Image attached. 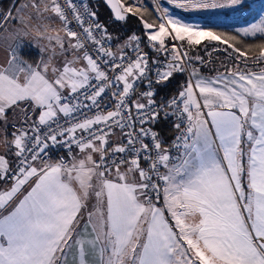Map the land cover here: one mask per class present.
I'll use <instances>...</instances> for the list:
<instances>
[{
  "label": "snow or ice",
  "instance_id": "1",
  "mask_svg": "<svg viewBox=\"0 0 264 264\" xmlns=\"http://www.w3.org/2000/svg\"><path fill=\"white\" fill-rule=\"evenodd\" d=\"M106 3L115 22L133 12ZM167 4L114 45L85 0H0V264H264V68L236 35L176 14L250 0ZM231 31L264 35V8ZM220 45L236 64L202 76L191 53Z\"/></svg>",
  "mask_w": 264,
  "mask_h": 264
},
{
  "label": "rangeland",
  "instance_id": "2",
  "mask_svg": "<svg viewBox=\"0 0 264 264\" xmlns=\"http://www.w3.org/2000/svg\"><path fill=\"white\" fill-rule=\"evenodd\" d=\"M119 1H121V0H119ZM132 1H134V0H132ZM147 1L148 2L139 1L140 3H133V4L131 3L129 5V6H133V12L129 13V14L132 16L133 15L138 16L141 19H144V21L141 20V22H137L133 18H128V19H126V22H115L110 17H107L106 19L103 20L104 24L108 25L107 31L110 34H112V36L114 38L113 40L115 43H119V41H117L115 39V37H119L120 41H121L124 38L130 36L131 34H135V31H133V30L136 28V26L142 27L143 22H149V23H154V24L159 23V21L157 20V16L160 15L161 13L157 12L155 10V0H147ZM160 3H161L162 8L168 7L170 9V11H172V7L167 4V0H160ZM250 3H251V9H252L250 12L249 11H242V12L228 13L227 17L230 14H233L234 17H236V16L238 17V19L234 20V21H226L227 17L225 15H219V16H208L205 14H199V15H201L202 17H205V19H208L207 21L211 25H219V27H223V28H226L225 26H227V28H230L231 26H233L232 28L243 27V26L249 25L250 23L254 22L256 19H258V13L260 12V10L262 8H264V0H250ZM122 4L126 7L128 6V5H126L127 3H124L123 1H122ZM139 4H141L145 8H141L140 7L141 5H139ZM137 7H139V11H136ZM151 14L153 17H151ZM176 14L177 15H184L187 20H191L193 18H196L195 13L185 14V13L180 12L179 10H176ZM198 22L201 23L200 19H198ZM143 31H144V33H146L144 29H143ZM225 47L226 46H224V45H220L219 46L220 50H210L211 54L209 55L203 50V47L201 46V47L197 48L198 50L196 49L194 52H192L191 55H193V56L200 55L203 58L206 57L205 61L209 62V60L211 58L215 57L216 55L218 56L219 54H221V57H222V54L224 53L223 57L221 58V59H223V58H226V56H227L225 51H223V49ZM200 49H202V53H199ZM221 52H223V53H221ZM196 66L199 69V71H201V73H203L204 71L205 72H210V71L217 72L218 70L222 71L221 69H218V68L214 69L213 65H211V64L208 65V63H207V65H201L202 69L199 68V65H196ZM183 83H182V85H183Z\"/></svg>",
  "mask_w": 264,
  "mask_h": 264
},
{
  "label": "trees",
  "instance_id": "3",
  "mask_svg": "<svg viewBox=\"0 0 264 264\" xmlns=\"http://www.w3.org/2000/svg\"><path fill=\"white\" fill-rule=\"evenodd\" d=\"M88 3H90V1H88ZM125 3L131 4L130 0H125ZM91 6H92L93 10H95L97 12L99 20H101L102 22L107 17L111 18V13H110L109 9L104 5L102 0H99L98 3L95 5L91 4ZM195 16H196V18L200 19L201 24L208 23V21H207L208 19H205V17H202L199 14H195ZM151 17H153L152 14H151ZM128 18H133L137 22L139 20L138 17H136L134 15L132 16L129 13L127 15V19ZM237 19H238L237 16L234 17L233 14H230L226 18V21H234ZM232 27L233 26H231L230 28L218 27V28H215L214 30L220 31V32H225L226 35H236L237 41H238L237 46L240 47L242 51H245L247 53L248 58H250V57L253 58V57H256L257 55H259V52H260L259 45L264 44V35L259 34V35H256L255 37L245 38L243 36L237 35L235 32H232L231 31ZM134 31H135L136 35L141 36V37L144 36V33L141 30L140 26H136ZM230 43H231V41H230ZM221 53H223V52H221ZM223 55H224V53L222 54V56ZM186 76H187L186 73L185 74H177L173 78H171L170 81L167 83L166 87H160L159 88L157 99H159L161 97L172 96L173 94L177 93L179 91L182 83L185 82V80L187 78ZM159 127H160V130H161L163 136L170 140V138L172 136V132H173L171 130V126L168 123H166V124H162Z\"/></svg>",
  "mask_w": 264,
  "mask_h": 264
},
{
  "label": "crops",
  "instance_id": "4",
  "mask_svg": "<svg viewBox=\"0 0 264 264\" xmlns=\"http://www.w3.org/2000/svg\"><path fill=\"white\" fill-rule=\"evenodd\" d=\"M88 1H90V3L91 4H93V5H95V4H97L98 3V1L99 0H88ZM122 1L125 3V0H121V1H119L120 2V4H122ZM138 1V2H137ZM139 1H146V2H148L147 0H134V1H132V0H130V2L133 4V3H140ZM130 4V3H129ZM129 4H126V5H128L129 6ZM8 5H9V0H4V1H2V6L4 7V8H7L8 7ZM105 5V4H104ZM123 5V4H122ZM139 5H141V4H139ZM141 8H145V7H143L142 5L140 6ZM136 17H138V16H136ZM111 18H112V16H111ZM139 18V20H138V22H141V20L142 21H144V19H141L140 17H138ZM56 27H58L59 26V24H58V22H57V24L55 25ZM140 28H141V30L143 31V28L140 26ZM134 31V30H133ZM145 32H146V30H145ZM143 33H144V31H143ZM144 34H146V33H144ZM257 35H259V34H257ZM145 36V35H144ZM125 39V38H124ZM123 39V40H124ZM123 40H121V41H123ZM112 43L114 44V45H116V44H118V43H115L114 42V40L112 41ZM114 51H115V49H113ZM198 50V49H197ZM229 51H231V50H229ZM199 53H202V49H200L199 50ZM27 55H28V57L31 59V60H36L37 59V55H36V52H35V50H33V51H31L30 53H27ZM226 58H223V59H221L222 57H221V54H219L218 56L216 55L215 57H213V58H211L210 60H209V62H208V65L209 64H211V65H213V68L214 69H221L222 71H223V69H224V66L225 65H227L228 67H232L234 64H236V61L235 60H232V59H230V57L228 56V54L226 53ZM258 56V55H257ZM256 56V57H257ZM228 57V58H227ZM206 58V57H205ZM204 58V59H205ZM247 59H248V62H249V65L250 66H252V69L254 70V71H259V68H264V64H260L259 66H256V65H252V61H253V59H255V57H253V58H248L247 57ZM205 65H207V63L205 64ZM241 67L243 66V65H240ZM199 68L200 69H202V67H201V65H199ZM216 73L217 72H213V71H210V72H203V73H201V71H200V74L201 75H203V76H205V77H212V76H215L216 75ZM161 203H162V201H161ZM6 214V213H5Z\"/></svg>",
  "mask_w": 264,
  "mask_h": 264
},
{
  "label": "built area",
  "instance_id": "5",
  "mask_svg": "<svg viewBox=\"0 0 264 264\" xmlns=\"http://www.w3.org/2000/svg\"><path fill=\"white\" fill-rule=\"evenodd\" d=\"M2 1H4V0H2ZM85 3H88V0H85ZM93 9V8H92ZM198 19L199 18H193V19H191L190 21H194V22H198ZM141 48L144 50V51H146V52H149L150 51V48H149V46H147L146 44H142L141 45ZM129 51H131V48H129ZM161 59H163V57H161ZM186 75H187V73H186ZM184 84V83H183ZM143 87H144V85H141V88L143 89ZM176 94V93H175ZM175 94H173V95H175ZM168 124L171 126V122H168ZM174 135V132H172V136ZM171 136V137H172ZM171 139V138H170ZM65 153L63 152V151H52V153H51V155H52V158L53 159H56L58 156H60V155H64Z\"/></svg>",
  "mask_w": 264,
  "mask_h": 264
},
{
  "label": "water",
  "instance_id": "6",
  "mask_svg": "<svg viewBox=\"0 0 264 264\" xmlns=\"http://www.w3.org/2000/svg\"><path fill=\"white\" fill-rule=\"evenodd\" d=\"M102 1L105 4V6L109 9L111 16H112V19H113L114 18V12L111 10V6L106 3V0H102ZM127 15H128V13H126V19H127Z\"/></svg>",
  "mask_w": 264,
  "mask_h": 264
}]
</instances>
